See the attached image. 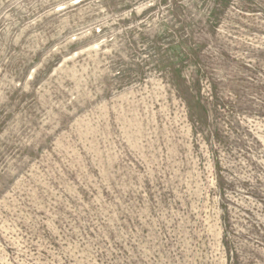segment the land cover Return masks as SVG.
<instances>
[{
    "label": "rangeland",
    "instance_id": "rangeland-1",
    "mask_svg": "<svg viewBox=\"0 0 264 264\" xmlns=\"http://www.w3.org/2000/svg\"><path fill=\"white\" fill-rule=\"evenodd\" d=\"M0 264H264V0H0Z\"/></svg>",
    "mask_w": 264,
    "mask_h": 264
}]
</instances>
